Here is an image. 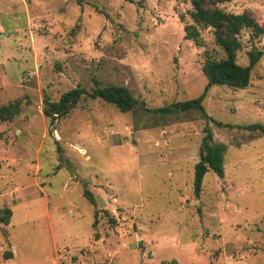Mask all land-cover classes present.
Listing matches in <instances>:
<instances>
[{
    "label": "rangeland",
    "instance_id": "374dc122",
    "mask_svg": "<svg viewBox=\"0 0 264 264\" xmlns=\"http://www.w3.org/2000/svg\"><path fill=\"white\" fill-rule=\"evenodd\" d=\"M219 8L263 28L239 35L237 64L252 47L262 52L249 85H215L203 100L221 125L89 98L51 122L44 97L94 81L127 87L147 109L194 99L206 85L203 55L222 52L209 28L203 47L184 39L188 2L0 0V106L21 102L0 122V217L11 211L0 222V264H54L81 251L111 264H264V136L239 128L264 126V0ZM204 127L224 146L223 177L207 172L196 198Z\"/></svg>",
    "mask_w": 264,
    "mask_h": 264
},
{
    "label": "trees",
    "instance_id": "16d2710c",
    "mask_svg": "<svg viewBox=\"0 0 264 264\" xmlns=\"http://www.w3.org/2000/svg\"><path fill=\"white\" fill-rule=\"evenodd\" d=\"M177 1L188 2L191 6L188 11L191 23L184 26V39L192 41L198 47H203V41L200 36L201 31L209 28L213 35L214 46L222 52L220 57H215L209 53L203 55L201 71L206 78V85L199 96L191 100L171 103L158 109H147L144 103L136 99L127 87L113 84L102 85L98 81H94V87L90 90L87 91L84 88L76 87L63 93L58 101H51L48 97H44V116L53 122L71 113L82 98H89L92 100L99 99L113 106L121 113H130L136 109H142L159 117H174L179 120H183L191 114H198L203 119L210 120L216 125H221V123L208 117L203 107V100L208 89L215 85L227 86L238 90L244 89L249 85L252 70L259 62L262 52L252 47L248 52V64L246 66L237 64L236 56L241 49L239 35L243 30H248L251 39H254L263 33V28L248 12L229 14L219 8V5L229 0ZM20 105L21 102L15 100L0 106V122L11 121L18 116ZM239 128L247 131H258L264 136V126L259 124ZM203 132L199 161L194 166L193 193L196 198L199 197L203 177L207 172L211 171L216 176L223 177L222 154L224 146L212 143V133L208 127H204ZM82 196L91 205L96 204V198L85 187L83 188ZM1 214L0 222L7 225L11 217V211L4 209ZM94 216L96 217V212ZM4 256L6 259H10L12 254L6 253Z\"/></svg>",
    "mask_w": 264,
    "mask_h": 264
},
{
    "label": "built area",
    "instance_id": "2783aa9c",
    "mask_svg": "<svg viewBox=\"0 0 264 264\" xmlns=\"http://www.w3.org/2000/svg\"><path fill=\"white\" fill-rule=\"evenodd\" d=\"M54 264H111L108 260L96 259L92 253L81 251L79 253L63 252L57 254Z\"/></svg>",
    "mask_w": 264,
    "mask_h": 264
}]
</instances>
